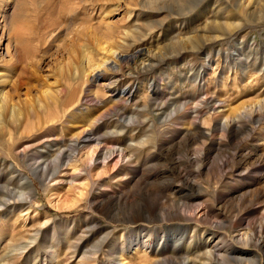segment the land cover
Returning a JSON list of instances; mask_svg holds the SVG:
<instances>
[{"label":"rangeland","instance_id":"374dc122","mask_svg":"<svg viewBox=\"0 0 264 264\" xmlns=\"http://www.w3.org/2000/svg\"><path fill=\"white\" fill-rule=\"evenodd\" d=\"M14 3L0 264H209L205 247L226 259L221 237L235 240L226 264H264V0ZM108 47L135 59L92 80ZM94 147L111 155L101 180L75 163Z\"/></svg>","mask_w":264,"mask_h":264},{"label":"bare ground","instance_id":"6f19581e","mask_svg":"<svg viewBox=\"0 0 264 264\" xmlns=\"http://www.w3.org/2000/svg\"><path fill=\"white\" fill-rule=\"evenodd\" d=\"M14 1L15 0H8V4H7V7L9 6V5H11L12 4V6H11V11H9V10H6V11H4L3 12V14L0 16V20H2L1 22H0V24H5L8 20H11L13 17H15V15H17L18 13H17V10L15 9V3H14ZM113 43V42H112ZM101 54H102V60L103 61H100V63L99 64H97V65H95V68H93V71H92V76H91V79L92 80H98L99 78H100V74L102 73V71L103 70H110V71H112V72H114V73H123L124 74V69H122L119 65H118V63L119 62H131V60L132 59H135L134 57V55H120L119 53H117V52H115V51H113L112 49H110L109 47H108V49H104V48H102L101 50ZM108 56L109 57H112V61H111V59L110 58H108ZM110 59V60H109ZM135 65V64H134ZM127 66V65H126ZM143 67V66H142ZM133 69H135V68H133ZM140 69V68H139ZM107 70H106V72H107ZM105 72V73H106ZM130 72V71H129ZM128 75H129V73H128ZM128 75H126V76H128ZM104 76V75H103ZM113 76V75H112ZM129 77V76H128ZM125 79V78H124ZM121 80V76L119 77V76H116L115 77V81H113L112 79H107V80H105L106 82H105V84H104V86L106 87L105 89H107V90H111V89H115V87H116V85H117V83H119V81ZM67 119V118H66ZM84 131V130H83ZM83 133V132H82ZM77 139V138H76ZM78 144V143H77ZM74 149V148H73ZM74 150H76V149H74ZM74 152V151H73ZM75 154L78 156V153L77 152H75ZM113 154V153H112ZM107 155V154H106ZM83 156V155H82ZM82 156H78L79 158H78V160H76L75 161V163L76 162H79L80 160H81V163L79 164L80 165V167H82L83 165H84V167H82L81 168V172L83 171V173H85V174H88V173H90V172H92V170H95V169H101V173L100 174H98V175H96V176H94L96 179H98V180H101L102 179V177H104V176H106L107 175V173H108V162H106V160L108 159V158H110L111 157V155H109L108 157H105V156H103V153H102V151H101V149L99 148V147H94V148H91V149H89V151H88V153L86 154V157H84L83 158V160L81 159L82 158ZM121 158H122V156L121 155H119L118 157H117V162H116V165L119 163V161L121 160ZM73 159H74V157H69V156H67V158L66 159H64V160H62L63 162H65L66 164H70V162L71 161H73ZM99 160H102V163H98V161ZM35 161V160H34ZM76 171H79V170H76ZM54 174H52V176H53ZM75 176V175H74ZM89 176H91L90 174H89ZM89 176H87V177H89ZM76 177H78V176H76ZM92 177V176H91ZM95 178H93V179H95ZM72 179H73V177H72ZM89 179V178H88ZM97 180V181H98ZM90 185V184H89ZM85 187H87V184H84V185H81L80 186V188L82 189H84ZM89 187V186H88ZM79 189V188H78ZM81 194V193H80ZM215 230V231H214ZM218 230H220V228H218V227H216V229H213V231H210V232H208V234L207 235H205V239H206V241H203V244H207V242H208V239L209 238H212V237H214V235H219L217 232H218ZM206 231V230H205ZM204 233H206V232H204ZM231 233H233V232H231ZM226 234V233H225ZM246 237H248V235H246V233H244V234H242L241 236H240V238L243 240V243H247L248 242V240L246 239ZM239 238V239H240ZM228 240H230L229 242H231L232 243V241H235L234 239H230V238H227V237H221V238H219V240L218 241H222V243H223V245H225L226 246V248L225 247H221L222 249L223 248H225V251L224 252H222V253H224L223 254V257H225L226 259L224 260V259H222V258H216V260H215V256H214V254H215V248H217V247H215L214 248V250H212V249H208L207 247H205V248H203L204 250H202V257H203V259L206 261V262H209V264H211V261H216V262H219L218 260H220V262L221 263H223V264H226L227 262H230V259H231V257H232V255L234 254V252H232V250L233 251H235L234 250V247H232V245H231V243L228 245L227 244V242H228ZM250 242V241H249ZM222 249H219L220 251L222 250ZM96 252V251H95ZM219 252V251H218ZM92 257V256H91ZM84 258V257H83ZM85 259V258H84ZM260 259V258H259ZM258 260V259H257ZM261 260H262V258H261ZM264 261V260H263ZM201 264V263H200ZM248 264H257V262H256V260H255V263L253 262V263H249L248 262Z\"/></svg>","mask_w":264,"mask_h":264}]
</instances>
